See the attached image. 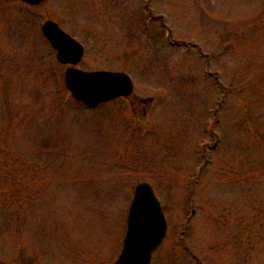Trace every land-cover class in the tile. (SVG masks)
<instances>
[{"label": "rangeland", "instance_id": "rangeland-1", "mask_svg": "<svg viewBox=\"0 0 264 264\" xmlns=\"http://www.w3.org/2000/svg\"><path fill=\"white\" fill-rule=\"evenodd\" d=\"M46 19L132 93L73 99ZM139 181L151 264H264V0H0V264H111Z\"/></svg>", "mask_w": 264, "mask_h": 264}, {"label": "water", "instance_id": "water-1", "mask_svg": "<svg viewBox=\"0 0 264 264\" xmlns=\"http://www.w3.org/2000/svg\"><path fill=\"white\" fill-rule=\"evenodd\" d=\"M21 1L34 5L43 0ZM41 31L55 50L56 59L61 64H67L63 82L74 99L92 108L132 93V79L124 71L84 70L77 67L83 56V46L57 22L44 20ZM166 229L162 206L152 186L146 181L138 182L127 211L122 247L111 264H150L152 253L161 243Z\"/></svg>", "mask_w": 264, "mask_h": 264}, {"label": "flooded vegetation", "instance_id": "flooded-vegetation-1", "mask_svg": "<svg viewBox=\"0 0 264 264\" xmlns=\"http://www.w3.org/2000/svg\"><path fill=\"white\" fill-rule=\"evenodd\" d=\"M63 66H64V69H65V67H67V64L65 65V64H62ZM195 210L196 209H192V212H191V214H195ZM193 257H196L195 255H193ZM197 258V257H196Z\"/></svg>", "mask_w": 264, "mask_h": 264}]
</instances>
